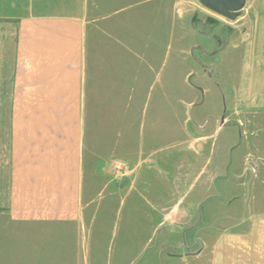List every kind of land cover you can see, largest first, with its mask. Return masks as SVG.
Wrapping results in <instances>:
<instances>
[{"label": "rangeland", "instance_id": "obj_1", "mask_svg": "<svg viewBox=\"0 0 264 264\" xmlns=\"http://www.w3.org/2000/svg\"><path fill=\"white\" fill-rule=\"evenodd\" d=\"M86 9L80 216L11 228L1 220L0 264H160V250L173 255L170 246L193 238L182 234L189 201L201 218L199 259L227 258L220 243L235 237L200 235L211 234L205 199L222 154L232 166L214 203L218 226L249 230L264 219V114L234 107L245 56L223 52L254 38V0L236 20L199 0H86ZM241 111L256 123L238 124Z\"/></svg>", "mask_w": 264, "mask_h": 264}, {"label": "crops", "instance_id": "obj_2", "mask_svg": "<svg viewBox=\"0 0 264 264\" xmlns=\"http://www.w3.org/2000/svg\"><path fill=\"white\" fill-rule=\"evenodd\" d=\"M86 10V0H0V221L4 227L72 221L80 216ZM254 18V38L228 45L223 52L234 47L242 50V78L232 101L234 107L257 116L264 114V0H254ZM124 90L126 86L120 90L122 96ZM242 114L247 112H238V124L256 123V117L252 122ZM223 156L210 172L216 191L205 199V205L212 204L206 208L211 234L200 235L235 237L237 244L229 239L220 243L227 258L199 259L203 246L196 236L201 218L194 213L198 202L189 201L194 206L184 215L189 225L182 234L193 238L181 246H170L173 255L160 250L164 264H264V219L255 220L249 230L218 226L214 203L223 202L221 194L228 182L225 172L232 166L224 163ZM239 161L233 166L244 170ZM153 172L161 181L167 176L163 167ZM195 176L190 175L189 182L197 181ZM156 192L153 196L160 200Z\"/></svg>", "mask_w": 264, "mask_h": 264}, {"label": "flooded vegetation", "instance_id": "obj_3", "mask_svg": "<svg viewBox=\"0 0 264 264\" xmlns=\"http://www.w3.org/2000/svg\"><path fill=\"white\" fill-rule=\"evenodd\" d=\"M207 7H205L209 12L213 13V14H216L220 17H223V18H226V19H229V20H236L237 18L240 17L242 11L244 10V8L246 7L247 5V0H245V5L243 8L239 9V10H236V11H230V10H226V8H222V7H217L215 5L212 4L211 1L213 0H202ZM217 2V1H216ZM241 2H237V1H233L232 4H230V6L228 7H236L238 5H240ZM242 5V4H241Z\"/></svg>", "mask_w": 264, "mask_h": 264}, {"label": "water", "instance_id": "obj_4", "mask_svg": "<svg viewBox=\"0 0 264 264\" xmlns=\"http://www.w3.org/2000/svg\"><path fill=\"white\" fill-rule=\"evenodd\" d=\"M199 1L204 7H207L206 4L202 0H199ZM233 1L241 2L242 5L240 4V5H238L236 7H233V8L228 7V6H230V4L233 3ZM211 2H212L213 5H215L217 7L219 6V7H222V8H226V10H230V11L239 10V9L243 8L244 5H245V0H213Z\"/></svg>", "mask_w": 264, "mask_h": 264}]
</instances>
